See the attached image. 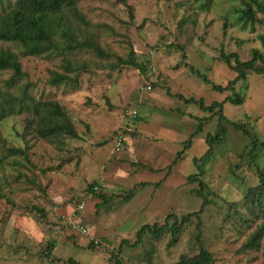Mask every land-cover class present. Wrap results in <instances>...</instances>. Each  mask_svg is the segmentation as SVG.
Instances as JSON below:
<instances>
[{
	"label": "rangeland",
	"instance_id": "1",
	"mask_svg": "<svg viewBox=\"0 0 264 264\" xmlns=\"http://www.w3.org/2000/svg\"><path fill=\"white\" fill-rule=\"evenodd\" d=\"M246 1L256 10L254 23L238 22ZM204 2L80 0L79 9L108 54L73 53L88 66L73 84H49L53 70L64 71L66 55L23 57L18 46L0 41L19 54L27 73L7 85L12 72H1L0 91L20 95L27 88L28 101L58 100L79 134L59 150L26 129L29 113L16 111L0 121V264H71V258L114 264L111 254L120 248L124 264H171L201 244L213 253V264H264V235L256 247L244 246L264 219L253 215L247 199L248 190L259 184L258 167L249 165L250 139L234 125L244 124L264 142V74L249 72L236 84L244 102L224 103V138L197 163L194 159L209 150L208 134L219 130V117L179 97L203 98L207 106L235 97L215 91L205 74L226 85L236 73L221 59L222 50L238 53L242 61L254 48L264 53V12L252 0H211L202 7ZM78 27L80 33L88 29L83 23ZM130 44L144 70L110 68L117 56L127 57ZM119 135L124 143L117 149ZM12 146L27 149L29 162L13 154ZM200 171L202 187L199 179L190 180ZM93 181L107 201L88 191ZM129 189L134 193L126 200ZM35 205L47 216L32 209ZM191 212L196 215L183 223L172 245L170 229L157 238L146 236L137 246L122 244L135 242L143 224H163L171 213L180 220Z\"/></svg>",
	"mask_w": 264,
	"mask_h": 264
},
{
	"label": "trees",
	"instance_id": "2",
	"mask_svg": "<svg viewBox=\"0 0 264 264\" xmlns=\"http://www.w3.org/2000/svg\"><path fill=\"white\" fill-rule=\"evenodd\" d=\"M79 1L80 0H15L10 3L7 0H0V41L18 46L20 54L23 57L54 54L66 55L63 62L64 71L60 72L53 70L49 78V84L58 86L61 84H73L78 82L79 74L86 71L88 66L86 63L83 64V62L72 58L73 53L85 50L89 55L108 54V52L104 50V47L98 42L97 32L93 27L92 21L79 9L77 5ZM252 1L258 4V11L264 12L263 4L258 0ZM210 2L211 0H205L202 7L208 5ZM243 7L244 8L238 10L240 13L237 17L238 22L245 24L254 23L257 16L256 10H254L251 2L246 1ZM81 23L88 27V29L84 28L82 33H80L81 29L78 27V24L81 25ZM261 38L264 42V36H261ZM116 59L117 60L109 64L110 68L118 69L124 66H131L139 68L141 71L144 70V66L138 62L136 52L131 44L127 57L117 56ZM221 59L236 73L235 78L230 80L226 85H222L211 82L210 78L205 74L204 81H207L215 91L220 93L231 91L235 97L228 95L223 102H213L211 105L207 106L203 98L197 100L194 97L187 98L182 94L179 95L185 102L190 104L199 103L202 109H211V111L216 112L219 117V130L215 135L208 134L207 143L210 145L209 150L200 158L194 159L196 163L199 160L206 159L212 152L213 143L221 142L224 138L226 132L224 121L228 120L223 112L224 103L242 104L244 102V98L236 92V84L246 79L249 72L255 71L259 74H264V53L258 48L252 50V57L249 60L242 61L238 53H226L224 50L221 52ZM191 68L193 72L201 75L200 71L196 70L193 66ZM6 70H11L12 72L10 78L6 81L7 85H16L18 81L27 75L23 70L19 54L12 51L9 47L0 46V73ZM70 73H74V76H71ZM11 90L8 89L4 92L0 91V121L10 113L16 111L19 113H29L30 117L27 119L26 129H30L37 137L56 145L59 150H63L61 146H63L69 138H76L79 136L73 120L67 114L66 108L62 106L58 100H40L31 97V101H28L26 94L27 88H25V90L20 89V95L13 94ZM135 117H138V113ZM234 125L250 139V148L247 147V155L251 161L249 165L251 167L254 165L258 167L259 184L248 190L247 199L250 211L253 215H255L258 220H263L264 168H260L258 157L260 156V150H263L261 156H264V142H262L256 134L247 129L244 124L234 123ZM200 130H202V127L199 126L198 132ZM190 144L191 142H189V145ZM11 150L13 154H21L28 161L29 155L27 149L12 146ZM11 150L6 153L7 158L9 154H11ZM202 173L203 171H200L199 174L190 176L191 181L200 180L199 184L201 187L204 182L200 179L199 175ZM133 189L128 190L129 194L125 195L126 200L132 197V193H134ZM88 191L93 196L107 201L108 195L102 190L98 181L91 182L88 185ZM198 193L205 197L202 190H198ZM204 204H206V202H204ZM32 209L37 210L43 217L47 216V212L44 208L35 205L32 206ZM194 215H196V212H191L182 216L179 220L174 213H171L167 216L163 224H159L158 222L154 224H143L137 232V239L135 242L131 243L127 240H123L122 244L137 246L143 242L146 236L150 235L153 238H157L159 235L166 232L167 229H170L172 232V239L169 243L172 245L183 223L189 222ZM170 218H174L171 226L169 225ZM263 235L264 221L251 234L244 246L247 248L256 247ZM54 245L55 244H51V248ZM89 246L95 248L97 245L91 241ZM51 248H48L49 253H47L50 259L53 258V254L50 253ZM121 249L122 248L111 254L114 264H124L120 254ZM214 260L213 253L201 244L198 251L191 254H183L177 261L171 264H213ZM69 262L71 264H81L77 263L72 258Z\"/></svg>",
	"mask_w": 264,
	"mask_h": 264
},
{
	"label": "built area",
	"instance_id": "3",
	"mask_svg": "<svg viewBox=\"0 0 264 264\" xmlns=\"http://www.w3.org/2000/svg\"><path fill=\"white\" fill-rule=\"evenodd\" d=\"M134 115L133 116H136V114H137V111L136 110H134ZM123 143H124V136H122V135H119L117 138H116V140H115V145H116V147H117V149H120L121 147H122V145H123ZM82 208H83V203H81V204H79V206H78V209L77 210H82ZM76 211V210H75ZM79 228L81 229V230H86V227L84 226V225H79Z\"/></svg>",
	"mask_w": 264,
	"mask_h": 264
}]
</instances>
